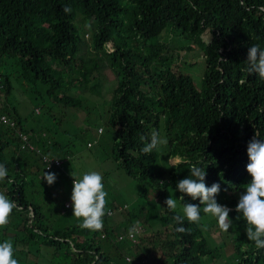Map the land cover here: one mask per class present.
Returning <instances> with one entry per match:
<instances>
[{"label":"trees","instance_id":"obj_1","mask_svg":"<svg viewBox=\"0 0 264 264\" xmlns=\"http://www.w3.org/2000/svg\"><path fill=\"white\" fill-rule=\"evenodd\" d=\"M78 16L90 20L93 57L77 52ZM164 30H177L189 40L188 48L199 47L198 87L171 62L169 41L159 38ZM253 45L264 49V0H0V113L14 122V127L0 122V164L8 169L0 193L18 206L0 228V243L12 242L18 264L31 259L35 264L42 254L49 264H203L228 242L236 264H264V249L247 239L248 225L236 211L251 180L247 144L254 136L264 141V79L250 73L246 61ZM99 54L115 75L106 118L114 134L111 156L143 183L144 201L129 208L110 200L106 215L117 209L118 217L109 221L105 215L103 229L90 231L79 226L72 206L63 207L66 195L48 212L34 200V180L40 185L47 172L40 153L62 159L68 148L44 126L38 131L24 126L8 96L11 77L21 78L38 88L49 115L54 105L76 106L89 76L98 72ZM16 129L35 149L21 146ZM154 131L167 143L144 154L141 148ZM192 165L205 168L207 186L220 185L216 200L230 209L228 231L210 228L218 222L209 214L199 224L173 220L183 214L184 203L200 205L187 195L179 200L176 191ZM169 196L177 198L175 211L164 203ZM200 208L203 212L204 205ZM181 226L183 233L175 230Z\"/></svg>","mask_w":264,"mask_h":264},{"label":"rangeland","instance_id":"obj_2","mask_svg":"<svg viewBox=\"0 0 264 264\" xmlns=\"http://www.w3.org/2000/svg\"><path fill=\"white\" fill-rule=\"evenodd\" d=\"M75 25L78 34L81 36L77 52L84 58L93 57L90 20L78 16ZM159 38L169 41L171 62L179 64L182 70L190 73L193 85L198 87L200 84L199 76L203 69L199 47L193 45L188 48L187 46H190L189 40L178 33L177 30L174 32L164 30ZM106 47L110 50V43H107ZM97 63L99 66L97 74L89 76L90 79L85 84L84 89L79 92L81 102L76 106L61 107L54 105L52 107L55 110L52 111V113H55L53 116L47 113L46 104H42L38 88L32 89L31 85L22 83L21 78L17 80L11 77L13 87L8 98L10 103L15 105L22 118L23 125L32 127L37 131L44 126L47 135L53 136L61 144L66 143L68 148V155L62 158L61 169L52 168L47 171L56 175V180L52 185L47 184L43 178L40 185L37 183L38 180H34L35 183L32 186L36 187L33 191L34 200L41 202L44 212H48L50 208L52 209L65 195L64 199L71 197L72 178L80 179L83 174L91 171H96L102 175L104 190L108 194L106 197L108 203L112 200L117 206L126 205L130 208L144 201L143 183L126 174L111 156L114 134L111 126L107 124L106 118L112 87L115 83V75L112 68L108 66L106 56L99 54ZM83 65L89 68V75L93 74L90 69L91 62L85 61ZM90 84L94 85L92 89L88 87ZM59 110H62L64 114L61 116L56 114ZM99 128L100 130H98ZM167 160L168 162L174 161L172 157H167ZM147 196H149V191ZM118 215L117 209H114L111 215L105 217L111 221V219L117 218ZM201 215L205 219L208 217V214L204 212H201ZM59 217L56 216L57 219ZM70 217L69 214H66L68 220H70ZM213 225L216 226V229L218 228L217 224H211L209 227L211 228ZM207 227H205L206 230H209ZM216 229L212 232L215 233ZM216 233H218L217 235L221 234L220 231ZM214 243L217 244V242ZM231 249V242L226 243L224 247H221V251L214 260L204 261L203 264H236L232 259V254L229 256ZM41 250L42 254L44 249ZM32 261L33 259L27 261L26 264H33ZM35 264L49 263L45 255L42 254Z\"/></svg>","mask_w":264,"mask_h":264},{"label":"clouds","instance_id":"obj_3","mask_svg":"<svg viewBox=\"0 0 264 264\" xmlns=\"http://www.w3.org/2000/svg\"><path fill=\"white\" fill-rule=\"evenodd\" d=\"M65 13H70L71 8L65 6ZM248 71L256 73L261 79H264V49L259 45L249 47L247 53ZM145 141V137L140 138ZM167 140L162 139L158 132L151 134L150 142L145 141L141 152L150 154L159 145L166 144ZM247 156L249 163L246 165V171L251 177L245 190L239 196L236 205V211L242 213L248 227L246 236L250 241H254L256 248L264 249V141H260L256 136L247 144ZM180 158L177 157V161ZM191 176L181 179L177 182L176 191L182 195L178 198L184 200L187 195L193 200L197 198L200 205L203 204V212L214 217L218 226L223 231H228L232 226L229 219L230 209L217 202L216 196L220 192V185L213 183L210 187L204 182L206 172L205 168L192 165L190 168ZM8 176V169L4 164H0V181ZM42 178L47 184L52 185L56 180L55 173H43ZM11 182V181H9ZM107 192L104 190L103 177L96 171L83 174L80 179H73L71 191L72 216L81 221L80 227L90 231H100L103 229V218L106 215ZM170 211L177 209V198L169 196L164 201ZM200 205L184 203L182 215L177 214L173 220L182 225L186 219L189 223L199 224L201 220ZM18 206L15 201L10 200L6 195L0 193V228L6 226L9 217ZM177 232H185L184 227H177ZM135 229H130L129 234L133 235ZM128 257V258H126ZM126 260L130 256H125ZM0 264H18V260L13 258V244L11 241L0 243Z\"/></svg>","mask_w":264,"mask_h":264},{"label":"built area","instance_id":"obj_4","mask_svg":"<svg viewBox=\"0 0 264 264\" xmlns=\"http://www.w3.org/2000/svg\"><path fill=\"white\" fill-rule=\"evenodd\" d=\"M0 122L14 127L13 120L9 116L4 114V113H0ZM98 130H100V128ZM15 133L22 141L21 146H23V147L26 146L29 149H35L34 146L28 141L27 136H26L25 133H23L22 131H20L18 129L15 130ZM36 151H37V149H36ZM40 155H41V160L43 162V167H42V171L43 172L49 171L52 168L61 169V165H62V159L61 158H58V157H55V156H52V155H47V154H44V153H40ZM73 179H75V178L71 179L72 185H73ZM69 206H71V199L70 198L69 199H65L63 201V207L67 208ZM107 212H109V211H107ZM129 236H131V235L129 234ZM117 237L121 238L122 235L120 234ZM126 258H128V257H126Z\"/></svg>","mask_w":264,"mask_h":264}]
</instances>
